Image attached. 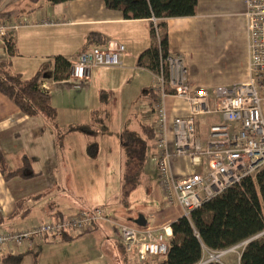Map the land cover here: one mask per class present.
<instances>
[{
  "label": "crops",
  "instance_id": "crops-1",
  "mask_svg": "<svg viewBox=\"0 0 264 264\" xmlns=\"http://www.w3.org/2000/svg\"><path fill=\"white\" fill-rule=\"evenodd\" d=\"M244 10V0H197L193 15L166 19L169 48L173 55L181 56L190 89H211L248 79L249 41ZM45 18L58 23L40 25L38 22ZM23 21L27 25L13 32L11 48L1 46L0 60L9 62L26 78L44 62L52 65L54 55L72 61L91 46H105L109 42L124 44L121 66L94 68L81 81H53L48 77L39 80V85L47 87L45 90L57 109V122L62 127L89 122L91 110L103 107L101 90L111 95L109 104H113L122 121L112 135H106L104 123L99 125L95 160L88 155L87 134L66 133L59 145L50 121L22 113L0 92V148L8 164L15 162L10 167L16 166L20 154L25 153L33 169L39 172L32 178L16 176L8 181L0 173V229L24 228L54 214L68 216L101 205L106 206L109 218L96 222L83 234L36 238L30 249L0 251V264H10L6 258L18 255L19 264L26 261L54 264L56 257L62 264H140L143 260L126 252L119 241L121 224L139 229L150 227L154 234L163 233L166 228L169 237L170 223L183 215L178 204H168L163 198L155 147L148 151L141 178V183L149 188L141 190L138 186L127 201L120 199V132L124 125L137 127L142 118L140 113L152 107L147 90L155 85L157 77L136 65L139 53L150 45L149 20L125 19L121 11L108 9L104 0H69L54 5L42 0H0V24ZM88 34H98L105 43L100 45L92 39L87 42ZM163 101L167 112L166 137L171 146L172 119L187 115L189 108L182 97L173 94H166ZM133 116L139 120L130 121ZM219 120L217 115L198 116L196 124L201 140H205L209 124ZM154 121L155 113L147 123L153 125ZM169 169L174 176H183L193 171L205 172L206 164H194L188 156H172ZM60 185L77 194L75 203L55 190ZM31 195L38 196L30 203L28 213L23 217L12 216L16 201ZM262 234L264 230L254 237ZM250 239L239 242L243 245L225 254L220 263L240 264L241 253ZM61 247L65 252L58 254ZM164 258L147 256L144 260L153 264Z\"/></svg>",
  "mask_w": 264,
  "mask_h": 264
},
{
  "label": "built area",
  "instance_id": "built-area-1",
  "mask_svg": "<svg viewBox=\"0 0 264 264\" xmlns=\"http://www.w3.org/2000/svg\"><path fill=\"white\" fill-rule=\"evenodd\" d=\"M244 16L249 41V76L243 82L216 86L211 89H190L186 84V68L180 55L167 58L168 84L173 95L182 97L189 112L172 119L173 140L168 145L166 137L167 112L164 105L165 86L162 75H157L155 91L159 95L153 104L155 121V149L158 152L157 172L163 198L168 204H178L182 214L200 207L209 198L220 194L228 186L243 178L254 176L264 167V0H244ZM40 25L58 22L45 18ZM156 25V19L153 18ZM25 21L0 24L1 46L8 49L10 38ZM125 51L122 43L109 42L105 46H91L82 50L71 61L68 80L86 79L97 67L121 66ZM41 89L45 90L47 87ZM202 114L219 116L211 122L205 140L197 132V118ZM172 156H188L194 164H206L205 172L193 171L174 176L169 169ZM109 220L105 205L79 210L61 220L47 217L28 227L1 230L0 251L32 248L36 238L60 236L64 232L83 234L99 221ZM119 241L126 252L134 253L139 260L147 256L165 257L168 251L166 228L154 234L150 227L143 229L121 224ZM243 243L221 250L205 249V258L197 264L219 262L225 254L236 251Z\"/></svg>",
  "mask_w": 264,
  "mask_h": 264
},
{
  "label": "trees",
  "instance_id": "trees-1",
  "mask_svg": "<svg viewBox=\"0 0 264 264\" xmlns=\"http://www.w3.org/2000/svg\"><path fill=\"white\" fill-rule=\"evenodd\" d=\"M42 1L54 5L69 0ZM104 3L108 9L121 11L125 19L149 20L150 45L139 53L136 65L148 69L155 75H162L168 84L167 58L173 55V52L168 45L166 19L193 15L197 0H104ZM153 18L156 19V25L153 23ZM91 39L100 45L105 43L98 34L86 36L87 42H91ZM7 45L10 49L11 43L8 42ZM70 66L69 59L62 55H54L52 65L44 62L34 74L26 78L21 72L15 71L9 62L0 60V92L22 113L28 116H40L50 121L57 133L59 145L62 144L66 133L87 134L88 155L91 157L97 152V140L94 136L99 125L103 123L99 116L108 113L106 107L109 104L108 93L105 90L100 91V102L103 107L91 110L89 122L71 123L62 127L57 122V109L51 104L48 91L39 87V80L45 77L53 81L67 80ZM147 92L150 94L153 108V104L159 98L155 85L150 86ZM165 92L173 94L169 84L165 86ZM155 142V129L150 123L139 121L137 127L124 125L122 128L120 132L122 170L119 193L123 201H127L130 194L139 186V178L142 176L148 151L155 147ZM0 173L4 181L16 176L28 179L39 174L33 169L31 160L25 153L20 154L19 162L15 167H10L6 154L1 148ZM37 196L18 199L12 216L26 215L30 210V203ZM54 215L53 218L58 220L66 217ZM170 228L167 254L164 259L153 264H197L205 249L221 250L250 238L241 253L240 264H264V234L254 237L264 230V167L254 176L245 177L239 183L232 184L220 194L209 198L200 207L191 210L188 216L182 215L176 218L170 223ZM69 235L73 234L64 232L54 237ZM6 261L10 264H19L20 256L8 257ZM140 264L151 263L143 260Z\"/></svg>",
  "mask_w": 264,
  "mask_h": 264
},
{
  "label": "rangeland",
  "instance_id": "rangeland-1",
  "mask_svg": "<svg viewBox=\"0 0 264 264\" xmlns=\"http://www.w3.org/2000/svg\"><path fill=\"white\" fill-rule=\"evenodd\" d=\"M108 95H109V97L111 96L110 94H108ZM261 105H262V113H263V116H264V102H262ZM108 108H109L108 113L107 114L106 113L102 114L101 116H99V119L102 120L103 123H104V126L107 127V133L108 134H106V135H112V133L116 132V129L120 128L119 126H120V123H121L122 120H121V118L118 119V115L119 114L116 111V108H114L112 103L109 104ZM145 110L146 111L144 113H140V115L142 116L140 121H143V122L147 123L150 120V118L153 116L154 110H153L152 107H147V108H145ZM131 118L132 119H130V121L139 120V118H137V120H135L134 116L131 117ZM98 136H99L98 133L94 136L95 140L98 139ZM91 138H93V137L91 136ZM96 153L93 154V156H91L93 158H96L95 160L98 159V156H97L98 154H96ZM9 165H15V162H9ZM141 178H142V176H140V178H139V188H141V190H143V188L146 190L147 187L149 188V186H146L143 183H141ZM55 190L56 191L60 190L62 192V194L65 195L66 198H71L72 199L71 201L73 203H75V201H76L75 197L77 196V194L73 190H72L73 192H71V189L68 188L67 186H65V188L63 187V185L56 186ZM64 195H62V196H64ZM65 197H64V200H66ZM78 207H82V206H78ZM64 250H65V248L61 247V249L58 250V254H60L61 251L65 252ZM60 259H63L62 256L60 257ZM57 260H59V259L56 257V259H54V261H56L54 264H62L61 262H57ZM220 260H224V256L221 257ZM24 264H32V262H27L26 261ZM44 264H50V263L44 262ZM65 264H67V263H65Z\"/></svg>",
  "mask_w": 264,
  "mask_h": 264
}]
</instances>
